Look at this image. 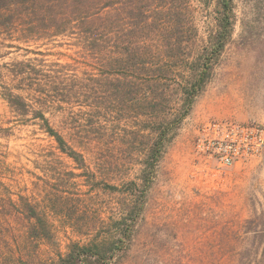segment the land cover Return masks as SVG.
Wrapping results in <instances>:
<instances>
[{
  "label": "rangeland",
  "instance_id": "374dc122",
  "mask_svg": "<svg viewBox=\"0 0 264 264\" xmlns=\"http://www.w3.org/2000/svg\"><path fill=\"white\" fill-rule=\"evenodd\" d=\"M206 1L193 0L199 45L216 27L215 5ZM235 14L232 38L163 156L119 264H264V155L221 169L195 148L198 132L209 120L264 124V0H235ZM54 40L45 36L27 44L0 33V171L5 175L0 177V264H12L24 247L49 263L65 255L73 242L100 241L111 231L116 206L127 199L104 184L140 179L146 140L134 141L127 128L111 125L110 153L116 158L106 170L97 161L95 165V153H86L97 171L86 175L55 149L37 121L23 123L4 98L9 81L5 64L36 56L28 50L56 59L67 50ZM52 122L62 130L58 118ZM21 192L46 213L49 238L26 233Z\"/></svg>",
  "mask_w": 264,
  "mask_h": 264
},
{
  "label": "trees",
  "instance_id": "16d2710c",
  "mask_svg": "<svg viewBox=\"0 0 264 264\" xmlns=\"http://www.w3.org/2000/svg\"><path fill=\"white\" fill-rule=\"evenodd\" d=\"M206 2L215 5L216 27L199 45L193 0H0V33L9 40L30 44L46 36L67 50L53 60L28 50L36 56L5 64L3 96L23 123L37 121L86 175L97 172L86 153L104 170L114 164L112 124L146 140L140 179L104 184L127 197L104 238L73 242L49 263L24 247L12 264H119L126 255L159 164L233 35L235 0ZM19 200L26 233L49 238L46 213L27 193Z\"/></svg>",
  "mask_w": 264,
  "mask_h": 264
},
{
  "label": "built area",
  "instance_id": "2783aa9c",
  "mask_svg": "<svg viewBox=\"0 0 264 264\" xmlns=\"http://www.w3.org/2000/svg\"><path fill=\"white\" fill-rule=\"evenodd\" d=\"M196 151L215 160L221 169H229L240 161L264 155V124L213 119L200 128Z\"/></svg>",
  "mask_w": 264,
  "mask_h": 264
}]
</instances>
